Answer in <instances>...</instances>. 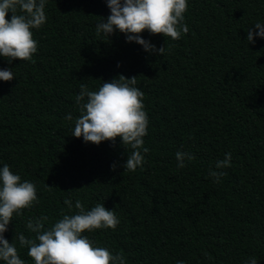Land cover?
<instances>
[{
    "label": "trees",
    "instance_id": "1",
    "mask_svg": "<svg viewBox=\"0 0 264 264\" xmlns=\"http://www.w3.org/2000/svg\"><path fill=\"white\" fill-rule=\"evenodd\" d=\"M45 14L32 30L34 62L0 57L14 76L0 80V168L32 182L38 199L3 234L20 258L34 264L16 239L34 235L29 219L47 216L50 227L80 200L114 211L115 230L82 235L126 264H264V38L254 28L264 24V0H188L180 39L140 33L164 45L162 55L118 30L97 35L106 0H46ZM120 75L136 76L149 120V151L135 172L123 168L132 149L119 137L97 145L71 135L80 86L97 91ZM178 151L195 159L177 168ZM226 153L231 166L214 182L209 170Z\"/></svg>",
    "mask_w": 264,
    "mask_h": 264
},
{
    "label": "clouds",
    "instance_id": "2",
    "mask_svg": "<svg viewBox=\"0 0 264 264\" xmlns=\"http://www.w3.org/2000/svg\"><path fill=\"white\" fill-rule=\"evenodd\" d=\"M110 15L106 21L96 26L97 35L110 36L114 30L126 35L127 42H135L146 52L162 55L164 45L159 49L144 40L140 33L147 30L151 35H162L172 40L181 38L189 31L184 23V14L188 10V0H106ZM46 0H0V57L9 64L13 60L29 61L37 52V41L33 38V29H40L47 20ZM11 18L8 19V14ZM256 36L264 38V24L256 23ZM247 42L254 43V33L248 30ZM14 79L11 69L0 70V80ZM136 76L125 78L123 75L111 82H103L97 91H89L86 84L80 86V93L75 97L80 115L75 120L71 135L83 138L85 143L100 144L103 141H115L119 137L123 146H130L124 170L135 172L144 163V156L149 150L143 147V137L147 135L148 116L144 110V93L135 87ZM72 120L71 114L66 116ZM177 168H184L195 156L178 151ZM231 153L215 162V169L209 170L214 182L227 175L220 171L231 166ZM116 165H112L115 170ZM38 202L36 186L27 180L21 181L7 164L0 168V261L4 264H26L21 259L17 247L4 238L7 226L13 214L21 215L24 209L31 208ZM69 213L73 202L65 199ZM75 214H63L62 218L46 227L47 216L29 219L26 228L33 236L18 233L20 248H27V255L34 264H126L121 252L113 254L105 247L94 246L93 242L82 235L98 229L115 230L120 223L113 210H107L97 203L90 210L80 200L75 201ZM183 264V261H177ZM246 264H258L255 257Z\"/></svg>",
    "mask_w": 264,
    "mask_h": 264
}]
</instances>
